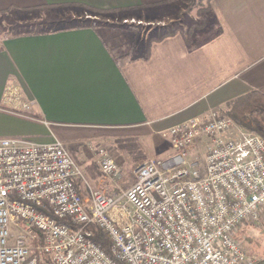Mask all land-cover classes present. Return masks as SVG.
I'll use <instances>...</instances> for the list:
<instances>
[{
  "label": "crops",
  "instance_id": "0c3cea01",
  "mask_svg": "<svg viewBox=\"0 0 264 264\" xmlns=\"http://www.w3.org/2000/svg\"><path fill=\"white\" fill-rule=\"evenodd\" d=\"M196 1L0 0V16L18 11L45 14L50 23L74 21L0 36V138L62 142L92 189L111 196L128 190L97 179L91 154L117 152L122 143L123 153L168 159L175 150L164 131L264 88V0H208L202 21L187 25ZM88 8L125 10L166 31L186 17L177 30L137 41L122 26L82 25ZM77 187L87 200L89 189L81 180Z\"/></svg>",
  "mask_w": 264,
  "mask_h": 264
},
{
  "label": "built area",
  "instance_id": "2783aa9c",
  "mask_svg": "<svg viewBox=\"0 0 264 264\" xmlns=\"http://www.w3.org/2000/svg\"><path fill=\"white\" fill-rule=\"evenodd\" d=\"M233 128L217 108L167 129L175 153L138 166L115 196L91 188L64 143L0 138V264H256L237 233L264 213V138ZM203 141V165L189 162ZM97 155L102 176L120 181L119 164Z\"/></svg>",
  "mask_w": 264,
  "mask_h": 264
},
{
  "label": "rangeland",
  "instance_id": "374dc122",
  "mask_svg": "<svg viewBox=\"0 0 264 264\" xmlns=\"http://www.w3.org/2000/svg\"><path fill=\"white\" fill-rule=\"evenodd\" d=\"M200 2V3H199ZM196 6L193 7L191 12V20H185L187 25L189 24H198L202 21L201 14H199L202 9L208 6V0L196 1ZM187 8L184 7V10ZM187 11V10H186ZM48 17L42 13H21L18 11L7 12L0 16V36H9V35H17L22 33H42V32H49L54 31L56 29L61 28H69L73 24L74 21H64L61 23H50L48 22ZM82 18L79 19L78 22L86 21L87 18L95 19L99 16L90 12L89 10L85 11L84 14L81 16ZM133 14L130 13H122L118 15H110L108 18L114 25H121L122 27L126 28L127 31L134 34L135 40L139 41L145 38H156L160 35L165 34L166 32H170L173 30L178 29V24L182 22L181 19L185 18L178 17L175 22V26H171L168 31L160 29L157 25L152 24H139L136 19H133ZM106 18V17H102ZM42 20V22H40ZM23 25H20V24ZM120 26V27H121ZM223 112L228 111V108L222 109ZM262 111H256L255 113L248 116L246 123H251L254 127H256L255 121L257 119H263ZM233 122V121H232ZM233 131H237V129H244L237 125L235 122ZM207 143L206 141L201 142L198 146H194L192 148L191 154H189V162L191 163H199L200 166L203 165L204 159L207 152ZM125 144L119 143L116 147L118 151L112 152L108 149L106 150L109 155L119 164L123 171V177L120 181L116 184L119 188L124 189V187L130 188L135 183V171L138 166L152 160L151 157L147 156V154H140L137 153V150H129L130 154L123 153L122 149ZM135 144H129L130 147H134ZM91 160H93L92 164L94 165L95 174L97 175V179L105 180L109 183L110 180L107 181L105 179L98 167V155L91 154ZM76 161V160H75ZM78 163V162H77ZM82 170V169H81ZM85 174V173H84ZM112 182V181H111ZM97 230V229H96ZM95 233L97 234V231ZM237 240L243 247V249L247 252L249 256L255 259L256 264L259 261L264 260V213L261 216V220L259 223L252 224L248 223L244 227H242L237 233Z\"/></svg>",
  "mask_w": 264,
  "mask_h": 264
},
{
  "label": "trees",
  "instance_id": "16d2710c",
  "mask_svg": "<svg viewBox=\"0 0 264 264\" xmlns=\"http://www.w3.org/2000/svg\"><path fill=\"white\" fill-rule=\"evenodd\" d=\"M88 10L94 14H97V18H87L86 21H82V25L91 24L95 28L99 29H115L120 27L119 25H114L110 19L108 18L110 15H120L126 13V11L122 10H110V11H100L92 8H88ZM106 17V18H102ZM256 111H262L264 116V88L253 91L247 95H244L228 106V111L226 115L230 118L233 122H235L240 127L250 130L264 138V117L263 119H257L255 121L256 127H254L251 123H246V120L249 115L255 113ZM96 227H89V230L93 231L94 233V241L98 244L102 245L104 248L109 249L110 243L106 239V237L98 230ZM97 231V234L95 231ZM257 264H264L263 261H259Z\"/></svg>",
  "mask_w": 264,
  "mask_h": 264
}]
</instances>
